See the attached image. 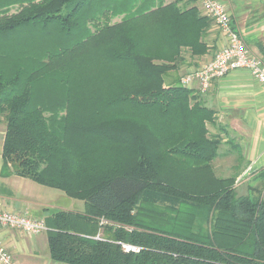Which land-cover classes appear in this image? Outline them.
<instances>
[{"label":"trees","instance_id":"1","mask_svg":"<svg viewBox=\"0 0 264 264\" xmlns=\"http://www.w3.org/2000/svg\"><path fill=\"white\" fill-rule=\"evenodd\" d=\"M197 2L0 0L1 172L84 203L45 215L52 261L264 264V200L215 173L214 111L165 83L208 51Z\"/></svg>","mask_w":264,"mask_h":264},{"label":"crops","instance_id":"2","mask_svg":"<svg viewBox=\"0 0 264 264\" xmlns=\"http://www.w3.org/2000/svg\"><path fill=\"white\" fill-rule=\"evenodd\" d=\"M219 1L226 6L231 16L232 27L243 37L247 47L255 54L264 57V0ZM197 7L203 13L198 2ZM205 40L208 45L207 53L201 57H191L188 53H184L185 62L179 71H189L196 67V62L205 61L211 57L213 52L226 43V36L212 24L206 33ZM176 80L179 82L177 75L167 73L166 84L176 82ZM189 88H192L196 93L197 83H193ZM200 96L204 104L214 111V121L210 123L211 127L224 129L226 133H230L231 137L241 141V157L244 161L243 165L234 169L235 173L237 172L235 175L238 180L235 190L239 187L242 177L253 182L256 176H263L264 86L246 68H234L225 75L214 79L208 91ZM4 130V124L0 120L1 208L25 213L33 218L44 219L49 212L48 204L39 198L38 191L45 189H41L35 185V182L27 178L15 175L11 168L7 173L1 172ZM229 145L232 148L235 147L233 142H230ZM230 156H226V159H230ZM239 178L241 179L239 180ZM247 186L253 189L256 184L252 183ZM246 193L244 195H248V191ZM0 240L21 264H65L50 259L49 252L47 253L45 250L46 234L44 236L26 235L15 229L0 228Z\"/></svg>","mask_w":264,"mask_h":264},{"label":"built area","instance_id":"3","mask_svg":"<svg viewBox=\"0 0 264 264\" xmlns=\"http://www.w3.org/2000/svg\"><path fill=\"white\" fill-rule=\"evenodd\" d=\"M201 10L212 19L213 24L224 33L226 43L216 50L199 68L189 71L180 79L181 85L191 87L197 83L199 92L207 91L214 79L225 75L234 68H246L264 86V57L252 52L243 37L231 25V16L226 6L219 0H198ZM0 228H11L26 235H38L48 227L42 218H33L25 213L1 208ZM125 250L136 247L123 245ZM0 264H21L0 240Z\"/></svg>","mask_w":264,"mask_h":264},{"label":"rangeland","instance_id":"4","mask_svg":"<svg viewBox=\"0 0 264 264\" xmlns=\"http://www.w3.org/2000/svg\"><path fill=\"white\" fill-rule=\"evenodd\" d=\"M226 3V2H225ZM11 12H14V9L11 10ZM119 18L116 17L112 20V22L118 21ZM214 53V52H213ZM201 57V56H200ZM210 58V57H209ZM208 58V59H209ZM208 59H206L205 61H207ZM205 61H200V62H196V67L191 68L189 71H193L197 68H199ZM181 68L178 67V69L176 70H171L168 73H172L173 75H177L179 83H180V79L182 77H185L189 71L186 70H181L179 71ZM177 81V80H176ZM181 85V83H180ZM188 88V87H187ZM190 89V88H189ZM197 92H193V95L198 94L199 96L197 97L198 100H200L202 102V104H204V102L201 100V96L200 94L204 95L207 91L205 92H199L198 89L196 90ZM207 128L209 131V134L211 136H215L218 137L220 139V145H219V149H218V155L213 159L212 161V167L213 169L216 171L215 173L219 176H228V175H234L235 173V168H237L240 165H243V158L242 156V146H241V141L240 139H235V137H231L230 133H226V131L223 129H219V128H214L211 127L210 123H207ZM230 142L235 143V147L232 148L229 144ZM228 151H232L231 153ZM230 153V154H228ZM231 155L230 159H226V156ZM260 176V175H259ZM246 178V177H245ZM244 177H242L241 183L239 184V187L236 188L237 193L240 195H244L247 194L246 191H248V195L252 198V199H263L264 200V175L263 176H256L255 179H253L252 181H248L246 180ZM241 178H239L240 180ZM237 180V178H236ZM238 182V180L235 182V184ZM252 183H255L256 186L255 188L251 189V187L249 188L247 185H251ZM38 187H41V189H45V190H41L38 191V195L39 198L41 200H43L44 202H46L48 204V209L49 211L52 210H61V209H65V210H69L71 212H83L84 211V203L82 200L79 199H75V198H71L69 196H67L66 194H64L61 190L55 189V188H50L47 186H40V184L38 185L37 183L35 184ZM103 219H100V223L102 224ZM46 232H42L39 235H45ZM99 235L100 234V230H99ZM46 252L48 253V247L46 245L45 247Z\"/></svg>","mask_w":264,"mask_h":264}]
</instances>
